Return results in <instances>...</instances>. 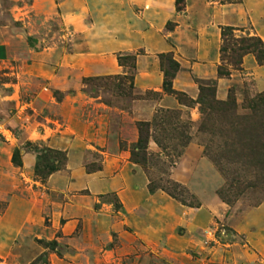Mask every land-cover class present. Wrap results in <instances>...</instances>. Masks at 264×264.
<instances>
[{
  "label": "rangeland",
  "instance_id": "rangeland-1",
  "mask_svg": "<svg viewBox=\"0 0 264 264\" xmlns=\"http://www.w3.org/2000/svg\"><path fill=\"white\" fill-rule=\"evenodd\" d=\"M31 7L0 0V264H229L245 235L264 239V156L240 143L244 129L264 127L246 105L264 93V65L248 54L236 69L220 53L224 28L264 43V0H184L155 58L162 78L158 56L178 64L176 95L137 86L143 49L116 54L115 75L74 62L96 55L93 43L73 49L57 16L25 25ZM117 56H135V70ZM200 83L214 85L216 102L232 91L234 112L203 114ZM43 151L65 163L41 182ZM53 241L56 253L45 248Z\"/></svg>",
  "mask_w": 264,
  "mask_h": 264
},
{
  "label": "crops",
  "instance_id": "crops-1",
  "mask_svg": "<svg viewBox=\"0 0 264 264\" xmlns=\"http://www.w3.org/2000/svg\"><path fill=\"white\" fill-rule=\"evenodd\" d=\"M31 8L25 25H36V17L57 16L61 32L71 36L73 49L81 42L93 43L96 55L91 58L77 55L79 58L73 59L78 64L94 62L96 74H118L120 68L114 56L143 49L146 55L137 58V86L153 91L160 89L163 78L155 58L169 51L161 35L165 24L168 21L179 23L175 0H32ZM181 82L186 85L185 80ZM178 85L175 80L174 88L180 90ZM263 242L262 234L245 235L240 254L229 258L227 263L264 264Z\"/></svg>",
  "mask_w": 264,
  "mask_h": 264
},
{
  "label": "trees",
  "instance_id": "trees-1",
  "mask_svg": "<svg viewBox=\"0 0 264 264\" xmlns=\"http://www.w3.org/2000/svg\"><path fill=\"white\" fill-rule=\"evenodd\" d=\"M184 0H175V9L177 13H179L182 9ZM171 24H167L166 27L169 29ZM233 29L224 28L221 32L222 46L220 48L221 56L224 59H227L231 65L239 69L241 66L242 57L248 54H252L254 59L259 66L264 65V43L258 38H248V39H237L235 40L232 35ZM160 60V64L162 66L163 72V84L162 90L170 95H176V93L172 90V81L175 78L176 73L179 71L178 64L173 61L170 55H160L158 56ZM135 56H117V61L120 66H123L124 61H129L131 63L130 69L132 71L135 70ZM166 64H165V63ZM217 74L219 77H228L229 73L224 71L221 67L218 68ZM133 77L131 78V81ZM201 106L203 114L206 111L220 113L222 115H226V113L234 112L235 103L233 99V92L230 91L227 97L226 102H216L215 101V87L213 84L203 85L200 83L199 85V102L197 103ZM247 109L252 113L250 118L251 120H255L257 118H264V93L257 95L254 99L248 102ZM247 118L243 119V122H249ZM145 127H148L147 124H139V139L135 146V149L138 151H143L147 148V139L148 136ZM261 129V130H260ZM257 129L253 127H247L242 131V136L244 140H241V148L245 152H249L252 156H264V127ZM49 152L43 151L38 154L36 157V163L34 166V175L41 182H44L47 178H49L53 173L59 171L64 163L65 157L56 153V156H47ZM132 161L136 164H139V157L135 152H132ZM56 158L53 162H50V158ZM12 162L15 166L21 167L22 163L20 160L19 153L16 151L12 157ZM143 163V162H142ZM264 169V166H262ZM153 189L150 188V192ZM169 194V193H168ZM171 198H174L173 195L169 194ZM176 199V198H174ZM119 207V206H118ZM57 243L50 242L45 244V248L55 252L57 251ZM38 262L42 261V258H38Z\"/></svg>",
  "mask_w": 264,
  "mask_h": 264
}]
</instances>
